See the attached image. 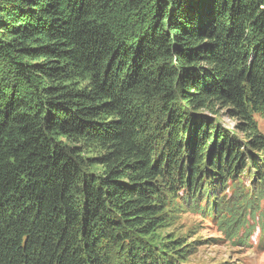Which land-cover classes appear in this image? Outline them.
<instances>
[{
	"label": "trees",
	"instance_id": "trees-1",
	"mask_svg": "<svg viewBox=\"0 0 264 264\" xmlns=\"http://www.w3.org/2000/svg\"><path fill=\"white\" fill-rule=\"evenodd\" d=\"M257 116L264 0H0V264H188L180 213L264 238Z\"/></svg>",
	"mask_w": 264,
	"mask_h": 264
},
{
	"label": "rangeland",
	"instance_id": "rangeland-1",
	"mask_svg": "<svg viewBox=\"0 0 264 264\" xmlns=\"http://www.w3.org/2000/svg\"><path fill=\"white\" fill-rule=\"evenodd\" d=\"M255 120L264 135V119L257 116ZM221 122L228 129L235 125V120L226 116L221 118ZM259 208L264 210V200L260 202ZM251 224L248 220L250 232L253 227ZM247 235L249 237L246 246H242L241 243L224 237L210 219H202L191 213H180L159 228L151 238L161 242L172 238L180 240L181 253L183 251V258H186L185 262L188 264H264V238L257 227L254 233Z\"/></svg>",
	"mask_w": 264,
	"mask_h": 264
}]
</instances>
